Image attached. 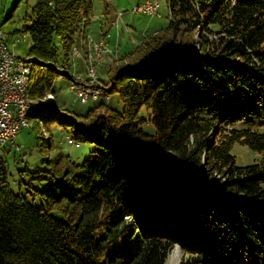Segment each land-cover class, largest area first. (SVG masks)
Listing matches in <instances>:
<instances>
[{
  "label": "trees",
  "instance_id": "1",
  "mask_svg": "<svg viewBox=\"0 0 264 264\" xmlns=\"http://www.w3.org/2000/svg\"><path fill=\"white\" fill-rule=\"evenodd\" d=\"M168 4V26L114 53L109 85H92L119 90L121 111L41 102L56 74L79 83L70 64L79 33L88 47L94 0H34L10 32L32 39L35 125L100 147L45 158L32 173L52 182L34 191L10 188L0 154V264H166L176 246L179 264H264V156L238 164L232 152L240 142L264 154V0Z\"/></svg>",
  "mask_w": 264,
  "mask_h": 264
},
{
  "label": "rangeland",
  "instance_id": "2",
  "mask_svg": "<svg viewBox=\"0 0 264 264\" xmlns=\"http://www.w3.org/2000/svg\"><path fill=\"white\" fill-rule=\"evenodd\" d=\"M27 1L29 2V7L27 6ZM141 1L142 0H94L95 16L92 24L89 27L90 34H92L94 36V39L97 40L101 38L102 32H106L111 28V34H115L117 36V31L120 27V39L119 37H117L120 47H118L117 49L115 48V50L119 51L122 55L124 53H127V51L133 49L143 39L144 36L168 26L170 16L168 0H158L159 7L157 8V12L154 14L145 12H133L132 9L134 8V6ZM33 4L34 0H22L20 3H18V0H2V4H0V27L7 32H13L15 28L21 27L23 24V17L27 9H31V6ZM12 11L13 16L4 23V21ZM121 12L123 13V15L122 17H119V26L112 27L111 22L116 20ZM21 34L25 35V41L21 42L16 47V51L19 52L15 53L18 58L23 59L27 56V49L29 48V46H31L32 39L29 33ZM82 44V33H79L77 36V46L84 52L86 51V48L82 47ZM57 48L59 53H61L60 42H58ZM59 58L63 59V55L60 54ZM72 60L73 57L71 59L72 64H70V71L76 76V79L79 82L77 83V85H79L81 80L78 76L80 74L87 76V62L83 57H74V60ZM110 67H115L114 60H110L107 63L104 62V64L101 66L98 65V75L100 76L99 78L102 79V82L105 85H109L108 82L110 81L111 75ZM37 68V73L39 74H42L41 72L48 73L45 66H40ZM10 79H12V77ZM9 81L13 87L17 88L16 91L18 93L16 95L23 98L24 88L20 85H17L16 83L18 82H15V80ZM29 82L31 85V80H29ZM71 84H73V82L69 77L56 74L55 80L53 81L51 93H54L56 95L58 101L49 100L48 94L46 97L44 96L41 99V102L47 103L49 106H53L55 108L56 106L60 105L64 109H67L69 111H77L78 113H86L87 110L94 105V103H99L102 101L106 102L107 105L113 110L121 111L123 109V101L120 98V91L117 89H114L110 93L108 91V96H101L96 102H94L93 99H90L86 103L78 99V96L72 89ZM29 93L30 88H28L26 92L27 98L29 97ZM29 109H31L30 112H34L35 110L33 106ZM59 112L60 111H57V113ZM140 115L148 118L149 109L143 107L141 109ZM36 119L37 118L34 116L28 117L30 126L27 128H23L17 134V145H15L9 151H4L3 149L0 150V154L5 160L4 164L6 165L8 171L7 184L14 191H19L21 189L24 190L26 188L30 189L31 191L43 190L49 187L50 183L52 182L50 178L38 179L35 178L37 174L32 173L37 166L43 168L46 167V165L44 164L45 158L53 160V157L56 156L57 153L59 154L62 152L64 154H70L74 158L79 157V159L83 160L90 154V151L92 149L100 147L96 143H90L89 141H79V145H76V143H70L68 142V137L71 136V128L63 129L61 126L56 124L51 127L50 132L46 124L41 122V119H39L40 123L36 126ZM145 123L148 125L149 120H147ZM255 125L264 130V119L256 121ZM152 127L153 124H151V126H148L149 129H152ZM38 131L40 132L38 136H42L40 139H38L37 137ZM52 135L54 139V146H47L45 147L46 149H44V151L42 152L40 150L39 140H43V142L46 144L48 142L47 140L49 139V137H52ZM232 152L236 155L238 164L252 163L254 162V160H259L264 156V154L256 152L249 146L244 145L240 142H236L234 144ZM27 167L30 168V173L28 171H22ZM47 174L48 173H45V175ZM205 179V181H208L207 178ZM212 184L213 186H215V181H212ZM175 250H177V246L172 249V252L166 264H169L171 255L173 252H175ZM182 255L183 253L181 251V258Z\"/></svg>",
  "mask_w": 264,
  "mask_h": 264
},
{
  "label": "built area",
  "instance_id": "3",
  "mask_svg": "<svg viewBox=\"0 0 264 264\" xmlns=\"http://www.w3.org/2000/svg\"><path fill=\"white\" fill-rule=\"evenodd\" d=\"M135 13L145 12L154 14L157 12V6L155 0H142L134 6L132 9ZM121 12L118 16H122ZM8 33L0 28V149L11 150L16 144L13 139L23 129L22 128V112L24 111L23 105L18 96L17 88L13 87L9 80L18 82L19 76H17V63H20V58L17 57L16 51L9 48ZM13 42V40H12ZM14 45V43H13ZM16 46V45H14ZM74 52L76 49L74 48ZM107 52V43L105 51ZM77 57V52H76ZM12 77V79H10ZM81 82H88L91 85L72 84V89L76 94H84V102H88L90 99L94 100L96 94V86L99 75L94 72L92 68L91 78H80ZM18 85V83H16ZM107 96L106 92L103 96Z\"/></svg>",
  "mask_w": 264,
  "mask_h": 264
},
{
  "label": "bare ground",
  "instance_id": "4",
  "mask_svg": "<svg viewBox=\"0 0 264 264\" xmlns=\"http://www.w3.org/2000/svg\"><path fill=\"white\" fill-rule=\"evenodd\" d=\"M155 1H156V6L158 8L159 7L158 0H155ZM119 17L120 16H118V18L116 20L111 22L112 27L113 26H116V27L119 26ZM7 33H8V36H10V32H7ZM12 36H13L14 45H18L21 42L25 41V35H22L21 33L13 34ZM108 36H109V31H108ZM108 36L101 37L97 40L94 39L92 36H89L88 47L86 48V51H84V52H88V53H84L79 48H75L76 52H77V57H83L85 59V61L87 62V76L80 74L79 75L80 78H91L93 67H94V72H96V74H98V65L101 66L104 64L105 55L110 53V51H111L107 46V52H101L99 54V51H105L106 43H107L106 38ZM76 52H74L75 57H76ZM29 66H30L29 63L26 62V60L24 58L20 59V63H17V76H19L18 85H20L24 88L23 89V98L21 96H18V100H20V102L24 108V111L22 112V128H27L30 126V123L28 122L29 114H31L29 108H31L34 105L33 102L29 99V97L28 98L26 97L27 89L30 88L29 80H31V72H32V69ZM0 80H3V79H0ZM104 92H105V90L103 89V87H101V85H96V94L94 95V100H98L101 96H103ZM77 96H78V99H80L81 101L84 102V94H77ZM49 100L58 101L57 97L54 93H49ZM16 137H17V135L13 139L14 144H16ZM68 142L76 143V145H79V141L75 140L71 136L68 137ZM180 258H181V251H180V249L177 248V250H175V252L172 253L171 260H170L169 264H178Z\"/></svg>",
  "mask_w": 264,
  "mask_h": 264
},
{
  "label": "crops",
  "instance_id": "5",
  "mask_svg": "<svg viewBox=\"0 0 264 264\" xmlns=\"http://www.w3.org/2000/svg\"><path fill=\"white\" fill-rule=\"evenodd\" d=\"M0 4H2V0H0ZM110 29H108L106 32L109 31V36L107 37V43H108L107 45H108V48L111 51H110V53H108L105 56V60H104L105 63L109 62L110 60H113L116 57V54H114V53H117V56H118V54H120L119 51L115 50V48L117 49L118 47H120L119 40L117 39V37H119L121 35V33H120V27L118 28V31L116 30L117 31V36L115 34H111ZM155 32H157V31H155ZM88 33L90 34V30L88 31ZM102 33H104V32H102ZM102 33H101V36H102ZM12 35L13 34L10 33V36H9V39H8V43H9V47L11 49H13L14 51H16V47L19 44L16 45V46L13 45V42H12L13 36ZM90 35L94 38V36L92 34H90ZM113 39H115V40H113ZM119 39H120V37H119ZM16 52H19V51H16Z\"/></svg>",
  "mask_w": 264,
  "mask_h": 264
},
{
  "label": "water",
  "instance_id": "6",
  "mask_svg": "<svg viewBox=\"0 0 264 264\" xmlns=\"http://www.w3.org/2000/svg\"><path fill=\"white\" fill-rule=\"evenodd\" d=\"M177 248H180L179 246H177ZM180 262V261H179ZM179 264V263H178Z\"/></svg>",
  "mask_w": 264,
  "mask_h": 264
}]
</instances>
